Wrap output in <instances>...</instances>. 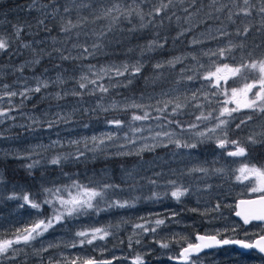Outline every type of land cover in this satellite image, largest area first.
<instances>
[{"label": "trees", "instance_id": "1", "mask_svg": "<svg viewBox=\"0 0 264 264\" xmlns=\"http://www.w3.org/2000/svg\"><path fill=\"white\" fill-rule=\"evenodd\" d=\"M116 2L120 3L122 7L125 5L133 8L137 7L133 0H0V20L6 18L13 21L19 8L25 11L31 9L34 11L46 7L51 9V14L45 18L44 25V30L49 36V41L46 44L47 51L46 55L42 56L44 60L38 66V72L49 71L54 63L58 64V69L61 71L78 70L85 66L89 67V65H95L98 70L101 66H119L123 63H135L140 60L144 65L143 70L127 87L122 86L127 83L125 77L109 80L106 76L98 83L106 86L109 84L120 86L111 87L108 93L97 91L95 95L85 94L83 97L76 96V98L81 101L88 100L119 105L120 110L115 111L114 115L117 119L124 121L119 127V131L127 136L125 145L137 146L143 141L160 140L165 136L156 137V133L169 132L173 133L172 137L182 138V143H196L197 147L176 148L174 144H168L167 147H157L154 151H146L141 156L135 155L111 160H102L101 158L95 162L77 161L72 163V160L69 161L78 151L85 154L89 153L90 145H87V147L68 148L65 152H67L68 155L66 156L69 158L62 161L60 165H48L47 162L40 161L47 157L50 158L52 153L31 155V160L19 158L0 160V176H2L0 178V239L14 238L13 234L20 229L22 223L20 222L22 220L21 216L28 209V205L23 208L20 207V204L23 203L22 200L9 199L14 193L18 196L27 193L31 199L42 203L47 196L44 189L70 184L72 180H78L80 183L91 186L108 183L119 187L108 190L103 200L98 198V207L102 209L101 211L88 210L87 214L66 218L58 224L56 229L60 234L72 236L78 231L89 230L92 220L104 221L119 213H124L126 219L119 223L108 224L109 222H107L99 225L107 226V230L111 233L105 239L107 246L122 251L131 260L138 252L135 251V241H133L131 248L128 247L129 237H132V239L139 237L134 233L141 232L140 229L134 228V225L145 224L146 227H152V224H146V221L149 220L144 218H148L150 214L155 212L166 210L167 208L163 206L170 201L171 207L179 209L184 207L187 209L194 204V198L204 197L200 194H193L192 202L189 203L188 207L184 206L186 204L184 199L187 196L182 197L179 202L172 198L170 195L172 186L167 183L169 180H175L178 185L188 186L191 192L196 191L194 187H201L198 192L201 193L205 191L203 190L205 185L218 178L234 177L236 170L245 164L248 166L255 165L259 168L264 166V143L251 144L247 141L249 135L264 132V115L258 116L248 109L244 113L233 115L236 119L230 122L226 129L209 132L208 130L215 127L217 121L204 120L203 124L199 123L198 128H187L188 124L197 123L196 116L201 114L198 109L192 107L193 103L183 109L182 115L175 117L184 124L186 129L184 131L176 128L174 124L168 125L164 119L132 121L131 115L133 113L142 114V111L132 108L127 111L124 110V105L130 104L133 100L144 105L152 104L155 106L157 100L165 97L162 93L171 92L172 94L189 84L198 85L201 81V78L199 80L198 77L192 81L186 79L187 76L195 73L193 62L190 60H188L190 74L184 71L183 62L176 63L174 67L166 66L160 70H155L153 65L157 62L196 55L198 65H204L202 71H215L213 61L229 63L230 65L233 61L215 56L209 58L204 56L203 53L209 50L215 51L217 48L225 46L229 39L234 43L242 42L244 44L243 49H236L233 52L236 63L241 62L242 57L245 60L264 57V26L261 24L260 15L255 11L251 16H244L242 13L236 15L240 8L244 6L243 0H216L215 4H213V0H173L167 15L162 17V23L161 17H157L153 24L141 28L139 17L135 15L130 19L121 17L118 23L112 25L113 30L108 33L107 38H101L98 34L101 31H107L110 21L106 18L95 19V17L100 15L103 9L111 7ZM256 2L258 8L259 0H256ZM156 3H159V0H141L139 6L146 13ZM223 5H227V7L222 11H217ZM66 7L70 9L67 13L64 12ZM185 9L188 11L185 12ZM229 9L233 13L231 20L228 19ZM168 17H171V19ZM69 19L73 23L80 21L81 26L66 33L61 28ZM148 19V17L145 18V24H147ZM246 26L250 29L248 35L246 37L243 35L237 36V29L242 32ZM130 29L135 30L131 31ZM220 30H226L231 35L213 39V36L219 37ZM13 31V24L0 26V37L9 39L10 43L7 51H0V67L3 65H17L30 59L31 53L22 50L20 41L12 36ZM181 32L184 35H179ZM194 39L202 42L193 44ZM153 40H158L161 43L165 40L167 42L162 49L156 48L153 51H144L142 54L141 50ZM93 43H102L103 47L95 51L91 47ZM74 44L77 47H73ZM81 45L88 47L90 52L95 51V54L87 55L83 53ZM249 52L253 54L252 57L247 55ZM61 54L70 55L75 59L61 60ZM89 77L96 79L91 73ZM242 84L243 81L237 77L229 79L223 87L227 88L230 93L231 87H240ZM92 87V85L88 86L89 89ZM76 90L87 93V90H80L78 84ZM188 100L189 98H180L181 102ZM145 110L150 111L152 117L158 115L153 109ZM249 114L253 116V119L237 129L236 124L240 123V120ZM169 119H172V117H169ZM90 126V119L77 118L71 122L53 125L51 129L46 131L43 128L31 129L24 133L23 140L20 141L24 144L40 142L53 137L74 134L90 128ZM201 131L205 132L204 137L198 135V132ZM223 131H227L229 139H238L242 143L247 150L245 156L223 157L221 155L219 159H209L211 155L214 156V153L218 152L216 148L218 146L217 140L223 139ZM154 137L155 139H153ZM208 137H211V139ZM256 139L261 140L264 137L257 135ZM130 141L136 143L133 144ZM32 160H39L40 163L31 170V175H29L28 170L23 165L30 163ZM199 168L207 171H191ZM128 173H131V176ZM152 180H155L156 184L150 183ZM165 192L169 194L164 195ZM191 192H189V195L192 194ZM154 193H158L159 196L153 197ZM241 195H243L242 192ZM249 196L243 195L244 198ZM117 200H127L134 206L108 208V204ZM50 209V205L42 203V213L45 219L50 217ZM222 211L226 213V211ZM199 212L202 213V211ZM229 212L231 213L232 210ZM187 215L196 221L198 225H204V221L209 217V214L203 215L205 216L204 220L200 222V218L203 216L197 217L195 213ZM9 218L12 221L10 225L8 224ZM146 237L148 238V236ZM147 241L151 243V239ZM175 243H178L177 240H175ZM36 246V242H32L20 252H17L15 259L0 258V264H48L46 261H42L44 257L42 254L35 252ZM228 249L230 248H225L221 252H228ZM246 256L248 257V255ZM146 258L151 259V256ZM154 262L156 264L161 263L158 259ZM220 264L233 263L222 261ZM236 264L252 263L246 261V263L239 262Z\"/></svg>", "mask_w": 264, "mask_h": 264}, {"label": "snow or ice", "instance_id": "2", "mask_svg": "<svg viewBox=\"0 0 264 264\" xmlns=\"http://www.w3.org/2000/svg\"><path fill=\"white\" fill-rule=\"evenodd\" d=\"M141 0H133V3L137 5V7L133 8L131 6L125 5L124 7L121 6L120 3L116 2L113 3L111 7L103 9L101 14L96 16L95 19H102L106 18L110 21L109 27L107 31H101L98 35L101 38H107L109 32L113 30L112 25L119 22L121 17L125 19H130L135 15L139 17L141 24L140 27L144 28L147 27L148 24H153L157 17H161V23L163 22L162 17L167 15L170 5H172L173 0H159V3L153 4V6L147 11L146 13L143 9L139 6ZM216 3V0H213V4ZM243 7L240 8L239 12L236 15H240L241 13L244 16H251L255 11L261 17V24L264 26V0H259V7L257 8L256 0H243ZM227 5H223L221 8H218L217 11H222L226 8ZM70 9L67 7L64 8V12H69ZM188 10L185 9V12ZM233 13L229 9L228 12V19L231 20ZM148 17L147 24L144 23L145 18ZM171 19V17H168ZM86 19V18H85ZM38 24L43 25L44 21H38ZM81 26V22L77 21L73 23L71 19L67 21L61 28L63 32H70L73 28H77ZM14 31L12 36L19 38L21 33L25 30V25L17 24L13 26ZM134 31L135 29H130ZM249 27H244L243 31L237 29L236 35L237 36H247L249 33ZM190 31V29H189ZM179 35H184L181 32ZM231 34L226 30H220L219 37L213 36V39H219L222 37L230 36ZM179 38V37H177ZM167 41L165 40L163 43L159 42L158 40L150 41L141 51L142 54L144 51H153L156 48H163L164 44ZM202 41L193 40V44L201 43ZM10 47L9 39H5L0 37V51H7ZM24 47H28L27 44ZM73 47H77V45H73ZM80 47L83 48V53L87 55H94L95 51L100 50L103 47L102 43H93L91 45L92 49L95 51H89L88 47L81 45ZM244 44L241 43H234L231 39L227 41V44L223 47L217 48L215 51L209 50L204 52L203 55L209 58L211 57H220L231 59L233 63L230 65L229 63H220L218 61H213L212 63L215 65V71H206L200 78L207 81L210 88L217 89V92L211 93L212 96H216L218 93L228 96V99L224 101L219 109V114L213 117L217 123L215 127L209 129V132H216L217 129H226L230 122L234 121L236 117L233 116V113L239 112L242 109H249L251 112H254L258 116L264 115V57L259 59H248L245 60L243 57L241 58V62L236 63L235 56L233 55L234 50L236 49H243ZM57 51H59L57 49ZM131 51V50H130ZM249 57H252V53H247ZM86 58V57H85ZM61 60H69L75 59V57H71L70 55L66 56L61 54ZM192 59H196L195 56ZM181 59L179 57L174 58L172 60H168L166 62H157L153 65L155 70H160L166 66L174 67L176 63H181ZM35 63H39V60L35 61ZM143 63L140 60H137L135 63H123L119 66L111 65V66H101L98 70L96 69L95 65H89L88 72L91 73L96 79H91L88 75H81L79 80L77 81L78 88L80 90H87L85 91H77L72 90L71 92H65L61 95L60 92L55 94L56 99H63L67 95L83 97L85 94L88 95H95L96 92L100 93H108L111 87L120 86V85H104L102 83H98L99 80L104 79V77H108L109 80L118 77H125L127 83L122 85L127 87L128 84L133 82V79L139 76L143 70ZM200 67L203 68L204 65L200 64ZM22 70V69H21ZM114 74V75H110ZM240 78L243 81L242 86L240 87H231L230 95L229 90L224 88L223 85L227 84V81L231 78ZM197 77L194 75L187 76L186 79L188 81H192ZM57 81L63 83L61 77H57ZM223 82V83H222ZM89 85L93 87L91 89L88 88ZM49 86L47 81L38 82L35 88H28L25 87L24 91L17 92V91H7L4 93L5 96L8 97H16L17 95L23 97L24 99H29L30 97L27 95L29 92H36L39 93L42 88H47ZM8 85H4V88H8ZM222 90V91H221ZM199 91V90H198ZM251 94V95H250ZM162 95L167 96L168 93H162ZM102 98V97H101ZM204 100H207L209 103L212 102L210 96L205 93L203 95ZM199 97L197 96L196 92L192 93L191 99L186 102H181L179 97L169 98L166 100H157L155 106L152 104L144 105L142 103H137L133 100L130 104L124 105V110L127 111L129 108L132 109H139L142 111V114L133 113L131 115L132 121H143L149 119H164L167 121L168 125H175L176 128L180 129L181 131L186 130L184 124L180 121L175 119L176 116L183 114V109L189 107L193 101H198ZM228 104H235V107H228ZM99 106V105H98ZM195 108H202L203 105L200 103L192 104ZM145 109H153L157 116L152 117L151 112ZM170 109V110H169ZM9 110L0 109V117L8 116ZM107 111L108 109H104ZM212 116V113L206 116L203 112L200 115L196 116V121L207 120L209 117ZM172 117V119H169ZM14 119V117H9ZM59 119L64 120V117H59ZM253 119L251 114L246 115L243 119L240 120V123L236 124V128H241L242 125L247 124L249 121ZM2 122V121H0ZM66 122V121H65ZM53 123L50 122L49 127L53 126ZM109 124L115 125L120 127L124 121L120 119H113L108 121ZM199 125L197 123H191L187 125L188 129H195L198 128ZM161 135L168 137V143L165 144L162 141L156 144H144L142 147L136 149L135 151H128V152H117L116 155L118 156H126V155H136L141 156L144 151H154L156 147H167L168 144H174L176 148H196V143H182L179 139H173V133L164 132L156 133V137H160ZM198 135L204 137L206 134L205 132L201 131L198 132ZM259 135L264 137V132L257 133L254 135H249L247 137V141L251 144L256 143H264V139L257 140L256 136ZM108 140H112L113 136L111 134L107 135L106 137ZM211 139V137H208ZM155 139V137L153 138ZM92 141L94 142L95 150L99 147V144H103L104 140L100 139L99 144L96 143L97 137L93 136ZM72 144H78L79 141H71ZM130 143L135 144V141H130ZM217 145L219 148L224 149L228 145L233 146L234 150H230L227 152L228 156L233 157H242L247 154L246 148L242 145V143L238 139H229L227 131H223V139L217 140ZM87 147V145H85ZM121 147H124L121 145ZM85 153L82 151H78L77 154L74 156L75 160H79L80 157L84 156ZM19 159H28L31 160V155H25L17 157ZM69 157L64 156L60 157L57 156L49 161L52 165H60L62 160H67ZM39 160H32L30 163L23 165V167L28 170L29 175H31V170L35 168L39 164ZM191 171H200L205 172L206 169L199 168V169H192ZM220 171V170H217ZM240 175L236 176L237 181L247 180L250 176L255 177V183L251 186L252 192H260L264 193V169L258 168L255 165L249 167L247 164L243 165L239 170ZM67 175V174H65ZM131 176V173H128ZM2 178V176H0ZM152 184H156L155 180L150 181ZM169 185L172 186L170 195L176 201H180L182 197L189 194V188L178 185L175 180H169L167 182ZM118 185L103 183L98 184L95 186H91L88 184L80 183L78 180H72L70 184H65L62 186H57L53 188H46L44 192L47 194L46 198L43 200V204L50 205L53 209V214L51 217L47 219H39L37 221H33L29 227H26L22 230L18 229L14 234V238L12 239H0V258H8V259H15L16 253L20 251V249L15 248L14 245H29L32 241L36 240L38 237L42 236L45 232H47L50 228H53L55 224L62 223L66 218H73L78 215L87 214L88 210H95L96 212L101 211L98 207L99 200H103L108 190L117 188ZM66 194V196H65ZM168 192H165L164 195H168ZM158 193H154L153 197H158ZM99 198V200H98ZM9 199H19L22 200L23 203L20 204V207L23 208L25 205H30L33 209H41L42 203L36 202L35 200L30 198V195L24 193L22 195L13 194L9 197ZM95 202V203H94ZM134 204L129 203V201H113L112 203L108 204V208L119 207H132ZM243 206V207H241ZM238 207H240L239 211L235 212L237 217H240L243 221L244 225H249L255 223L254 232H249V230H245V237L246 239H235V238H226L224 233L220 232L219 230L216 231L215 234H206L200 235L197 234L195 236L196 242H187V238H182L187 242L186 247H182L179 253L176 256H169V260H175L178 264H199V254L204 252L208 249L214 248H221L226 245L234 244L238 245L241 249L244 250H254L259 253L262 257H264V194L260 195L257 200H241L239 202ZM220 205L217 204L214 210H219ZM192 211H196L193 209ZM173 216L175 213L172 214ZM156 227H146L145 224H136L134 228L140 229L142 233H148L149 231L155 233L157 228L161 225L165 224V220L163 219H156L155 220ZM228 230L225 229L224 232L226 233ZM233 233L235 232V227L232 229ZM111 233L105 228H93L87 231H78L76 232V237L80 239L78 241H74L69 245L70 247H77L83 246L85 244H93L94 241L97 239L104 240L106 239ZM134 235H139V233H134ZM219 237V238H218ZM179 242V241H177ZM136 244H140L141 240L136 239ZM161 248H169V243L157 241ZM133 244L132 237H129L128 240V247L131 248ZM49 247H53V245H49ZM43 251H48L47 248L43 249ZM195 257V259H193ZM121 259L120 257H113V260ZM124 259H127L125 257ZM113 260H96L90 257H80L76 256L72 259H68L67 257L64 258L65 264H113ZM49 264H61V261L57 260L55 262L49 261ZM131 264H145L143 257L137 253L135 257L132 259Z\"/></svg>", "mask_w": 264, "mask_h": 264}, {"label": "rangeland", "instance_id": "3", "mask_svg": "<svg viewBox=\"0 0 264 264\" xmlns=\"http://www.w3.org/2000/svg\"><path fill=\"white\" fill-rule=\"evenodd\" d=\"M50 14L51 9L49 7L34 11H32V9L25 11L22 8H19L14 19L16 21H10L9 19L8 21L6 18H2V20H0V26L9 24H13V26L17 24L25 25V30L17 39L20 41L22 50L24 52L26 51L31 53L30 59L22 61L17 65H3L0 67V109H12L11 111H8V116L0 117V121H2L0 122V160H9L25 155H41L46 153H52L50 158L53 159L57 156L64 157L68 155L67 152H65L68 148L90 145L89 153L80 157L78 161L95 162L101 158L102 160H111L135 156H118L116 153L121 151H135L144 144L151 145L161 141L167 144L168 137L161 138L160 140L158 139L156 141H143L137 146L125 145L127 136L119 131V127L108 123L110 120L117 119L114 113L115 111L120 110L119 105L104 104L97 101L88 100L81 101L77 99L76 96L72 95H67L63 99L55 98V94L57 92H60L61 95H63L65 92H71L74 89L76 90L77 81L79 80L80 76H89L90 73L88 72L87 66L78 70L61 71L58 69L57 63H54L53 67L47 72H38L37 68L42 63V60H44L42 56L46 55L47 51L46 44L49 41V36L44 30V25L45 18L50 16ZM40 20L44 21L43 25L38 24V21ZM25 44H27L28 47H24ZM193 56L196 57V55H188L180 59L184 64V71L188 74L191 73L188 60L193 62L192 64L195 68L194 76L198 77L200 80V75L206 71H202V68L197 63V57L194 60L192 59ZM37 60H39V63H35ZM58 76L61 77L63 83L57 81ZM43 81H47L49 86L47 88H42L39 93H27V95L30 97L29 99H24L19 95L16 97H8L4 95V93L7 91L21 92L24 91L25 87L35 88L38 82ZM4 85H8L9 87L6 89L4 88ZM193 92L197 93L199 100L193 101L192 103H200L203 105V107H192L198 109L199 112H203L206 116L209 114V112H211L212 116H210L207 120L216 121L213 117L219 114V109L224 101L228 99V96L219 93L216 96H212L211 93L217 92V89L210 88L208 82L203 79H201L198 85L189 84L186 87L174 91L172 94L171 92L168 93V95L161 100L175 97H185L189 98L190 100ZM205 93L210 96L212 100L211 103H209L207 100H204L203 95ZM217 98H219V100H217ZM216 102H218L216 105H212ZM227 106L235 107V104H228ZM104 109L108 110L105 111ZM247 110L248 109H242L239 112L233 113V115L244 113ZM9 117H14V119ZM59 117H64L65 119L61 120ZM77 118L90 119V128H86L67 136L53 137L44 141L30 144H24L21 143L22 141H20L23 140L22 138L24 133L30 131L31 129L43 128L46 131L52 128L49 127L50 122H55L53 125H58L65 123V121H74V119ZM203 121L204 120L197 121V124L199 125L200 122L203 124ZM109 134L113 136L112 140H108L106 138ZM93 136L97 137V144H99L100 139L104 140V143L99 144V147L95 150H92L94 148V142L92 141ZM172 138L179 139L180 141L183 140L182 138L177 137ZM71 141H79V143L72 144L70 143ZM121 145L124 147H121ZM216 148L218 152L214 153V156L211 155L209 159H219L221 155L223 157H228L227 152L234 150L233 146L231 145H228L224 149H221L218 146ZM50 158L47 157L40 161L47 162L48 165H52L49 163L51 160ZM47 159L48 161H46ZM70 160L73 161L72 163L77 162V160L74 159V156L71 157L69 161ZM240 168L236 170V175L234 177H229L226 179L218 178L212 183L205 185L203 187V190L205 191H202L201 193H198L201 187H194V190L196 191H190L192 194L186 195L187 198L184 199L186 204H184V206H189V203L193 200V194H200L204 197L194 198V204L191 205V208H174L171 207L170 201L167 205L163 206L167 208L166 210L155 212L150 214L148 218H144L145 220H149L146 221V224H152V227H156L154 223L156 219L165 220V224L159 226L155 233L151 231L148 233L139 232V237L133 238V241L136 239L141 240L140 244H136L135 251L143 257L145 264H156L154 262L156 259L161 261L160 264H174L173 260H169L168 257L176 256L182 247L187 246V242H194V236L197 234H215L216 231L219 230L220 232L224 233L226 238L244 240L246 239V229L249 230L250 233L256 231L255 226L244 228L236 219H234L233 215H231L232 212H229L231 210L233 211V206L230 207L227 202L225 203L224 200H218L214 198V191L218 189L217 186L222 185H238L240 186V190L243 195L249 196L254 194V192L251 191V186L255 183V177L250 176L247 180H236V176L240 175L238 171ZM261 169H264V166ZM186 187L189 188L188 186ZM256 194H260V192H257ZM217 204L220 205L218 211L214 210ZM192 208H196L197 210L199 209V211H202V213L197 210L192 211ZM221 209L228 210V212L225 213ZM42 212V207L41 209L37 210L31 208L30 205H28L27 211L21 216L22 220H20V222L23 224L21 223L20 230L29 227L33 221L45 219ZM173 213H175L174 216L172 215ZM193 213H195L197 217H202L205 214H209V217L207 216L208 218H206L204 221V225H198L196 221L189 218L187 215ZM52 214L53 209L51 207L50 217ZM204 217L205 216L200 218V222H203ZM124 219H126L125 214L119 213L116 216L104 221L92 220V222H90L89 228L107 229V226H101L99 224L107 222H109L108 224L119 223ZM10 222L12 221H10L9 218V225ZM58 224L59 223L55 224L53 228H50L42 236L32 241L36 242L37 244L35 247V252L44 256L42 261H46L49 264L50 260L53 262L59 260L61 261V264H65V257H67L69 260L76 256L90 257L96 260H113V257H120L121 259L113 260V264H131L132 259H124L126 255L122 251L114 250L111 248V246H107L105 239H97L91 245L85 244L83 246H79L78 244L75 248L70 247L69 245H71V243L78 241L80 238L76 237V235L67 236L65 234L58 233L56 229ZM233 227H235L234 233L232 231ZM225 229L228 230L226 233L224 232ZM146 236H148V238ZM185 237L187 238V242L182 239ZM148 239H151V243L147 241ZM175 240L181 241L175 243ZM157 241L169 243V248H161ZM49 245H53V247H49ZM14 247L20 249L21 251L26 247V245H14ZM45 248H47L48 251H43ZM246 255H248V257ZM150 256L151 259L146 258ZM257 256L258 255L255 253L242 254L237 252L235 249L230 248L228 249V252L212 251L199 256V264H220L222 261L231 262L233 264L239 262L246 263V261L252 264H264Z\"/></svg>", "mask_w": 264, "mask_h": 264}, {"label": "flooded vegetation", "instance_id": "4", "mask_svg": "<svg viewBox=\"0 0 264 264\" xmlns=\"http://www.w3.org/2000/svg\"><path fill=\"white\" fill-rule=\"evenodd\" d=\"M217 188L218 189L214 191V193H215L214 194L215 195L214 198L218 199V200H224L225 203L227 202L230 207L233 206L232 214L234 213L235 205H236V202L238 200L260 197V195L264 194V193L256 194L257 192H254V194L250 195L247 198H244L243 195H241L240 186H238V185H222V186H217ZM224 211L227 212V210H224ZM254 225L255 224H251L250 226H254ZM246 228H248V227H246ZM227 248H232V247H227ZM218 251H221V250H218ZM250 253H255V252H250ZM255 254H257V253H255ZM257 257L260 260H262V262L264 263V259L260 255H258ZM193 258H195V257H193Z\"/></svg>", "mask_w": 264, "mask_h": 264}, {"label": "water", "instance_id": "5", "mask_svg": "<svg viewBox=\"0 0 264 264\" xmlns=\"http://www.w3.org/2000/svg\"><path fill=\"white\" fill-rule=\"evenodd\" d=\"M258 198H259V197L248 198V199H240V200H238V201L236 202L235 210H234V213H233V217H234V219H236V220H237V221H238V222H239L244 228L249 227L251 224H249V225H244L242 219H241L240 217H237V216L235 215V212L240 210V207H238L239 202H240L241 200H245V201H247V200H257ZM241 207H243V206H241ZM255 223H258V222H254L253 224H255ZM200 235H202V234H200ZM195 236H196V235H195ZM195 236H194V242H196V241H195ZM184 247H186V246H184ZM227 247H232V248H234L236 251H238V252H240V253H242V254H248V253H250V252H255V253H257V252L254 251V250H244V249H241L238 245L230 244V245L223 246V247H221V248H214V249H208V250H205L204 252H201V253L199 254V256H201V255H203V254H205V253H208V252L222 250V249L227 248ZM180 250H181V249H180ZM257 254L260 255L259 253H257ZM260 256H261V255H260ZM261 257H262V256H261ZM262 258L264 259V257H262ZM173 263H174V264H178V262L175 261V260H173Z\"/></svg>", "mask_w": 264, "mask_h": 264}]
</instances>
